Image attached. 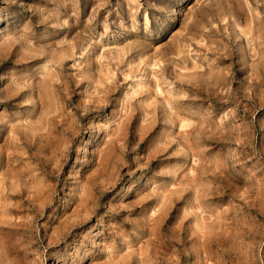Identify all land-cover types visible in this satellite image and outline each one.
<instances>
[{
  "label": "rangeland",
  "instance_id": "374dc122",
  "mask_svg": "<svg viewBox=\"0 0 264 264\" xmlns=\"http://www.w3.org/2000/svg\"><path fill=\"white\" fill-rule=\"evenodd\" d=\"M0 264H264V0H0Z\"/></svg>",
  "mask_w": 264,
  "mask_h": 264
}]
</instances>
